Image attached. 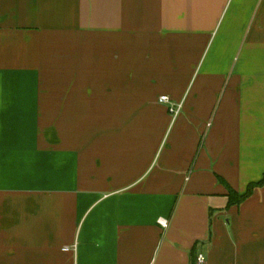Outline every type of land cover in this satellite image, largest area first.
<instances>
[{"label": "crops", "instance_id": "1", "mask_svg": "<svg viewBox=\"0 0 264 264\" xmlns=\"http://www.w3.org/2000/svg\"><path fill=\"white\" fill-rule=\"evenodd\" d=\"M263 174L264 0H0V264H264Z\"/></svg>", "mask_w": 264, "mask_h": 264}, {"label": "trees", "instance_id": "2", "mask_svg": "<svg viewBox=\"0 0 264 264\" xmlns=\"http://www.w3.org/2000/svg\"><path fill=\"white\" fill-rule=\"evenodd\" d=\"M224 184L227 188L228 205H238L243 200H245L253 192V190L256 187L264 185V174L259 181L249 183L246 187L245 192L243 193H239L238 191L234 190L227 183H224Z\"/></svg>", "mask_w": 264, "mask_h": 264}, {"label": "built area", "instance_id": "3", "mask_svg": "<svg viewBox=\"0 0 264 264\" xmlns=\"http://www.w3.org/2000/svg\"><path fill=\"white\" fill-rule=\"evenodd\" d=\"M160 100L163 102H169V97L166 95H163L160 97ZM181 108V104H178L176 107H170V112L176 116ZM160 224L162 226L166 227V221H160ZM195 264H206V256L203 253H198L195 256Z\"/></svg>", "mask_w": 264, "mask_h": 264}]
</instances>
